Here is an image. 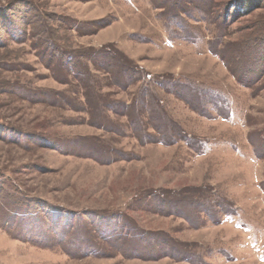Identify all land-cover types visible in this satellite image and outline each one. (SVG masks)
<instances>
[{"label": "rangeland", "instance_id": "rangeland-1", "mask_svg": "<svg viewBox=\"0 0 264 264\" xmlns=\"http://www.w3.org/2000/svg\"><path fill=\"white\" fill-rule=\"evenodd\" d=\"M245 1L0 0V264H189V250L192 264H264V0ZM34 13L74 67L89 63L96 101L137 104L153 143L54 77ZM98 48L148 78L103 88L114 71ZM152 109L169 131L146 128ZM210 194L228 213L198 227ZM163 253L177 259L147 260Z\"/></svg>", "mask_w": 264, "mask_h": 264}, {"label": "trees", "instance_id": "trees-1", "mask_svg": "<svg viewBox=\"0 0 264 264\" xmlns=\"http://www.w3.org/2000/svg\"><path fill=\"white\" fill-rule=\"evenodd\" d=\"M257 4H260V3H257ZM257 4H256V1L253 2V0H252V2H250V0H246L245 2H240L239 4H237V6L240 9L242 7L243 11H245L246 5L248 7V10H253V9H255L254 7ZM34 11H35V9H34ZM0 15H2V14H0ZM39 17H40L39 14H35V15L30 16V18L32 20H30L28 25L32 24V26H34L35 21L36 20L38 21ZM33 20H35V21H33ZM0 21L3 22L4 21L3 18H0ZM102 28H106V27L99 26L98 28H96V31H98ZM50 31H52V33H53V30L48 28L46 26V24H42L38 27L34 26V32L35 33H34L33 38L36 40V44H35L36 47H35V45H33V46L35 47L38 56L46 64L47 68H51L53 70L54 77L58 80L59 77H62L63 71L67 72V78L69 76H71L74 79L78 80L77 85L80 86L82 88V90H84L86 101L87 100L91 101L90 106H92L91 107L92 112L101 111L100 110L101 108L99 109V106H101L103 108L104 112L110 111L113 114H115L116 116L129 117L131 120V123H130L131 124V130L136 132V135H134L135 138H137V140L140 141V143H149V142L153 143L152 141H150L148 139L149 136L146 134V132L144 133V130L146 131V129H142L141 120L139 119V117L137 115V104H136V106L130 105L128 107H125L124 105L121 104V102H118V101L112 100V99H108V98L104 101V103L102 101L101 102L96 101L94 86H95V84L98 87H101V86L99 85L98 81L94 80V75L90 71L89 63L88 64L81 63V64H78V67H76V65L74 67L72 65L74 60H75L74 57H72V55L68 51H65V52L59 51V48L56 47L58 45H56V43H55L56 41L53 40ZM48 34H49V36H48ZM54 38H56V35H54ZM215 46L216 45L212 43V45L210 47L211 53L216 55V57H218L219 60H221L223 63H225V61H223L221 54L218 51H216ZM39 48L41 49L40 51H38ZM52 48H54L53 52H51ZM97 50H101V49L98 48ZM100 53H102V56H106L108 58L107 64H105L106 71L108 70V68H112V70L114 71V72L110 73L111 75H110L109 79L107 80V83L102 85L103 88L104 87L110 88V86H113V87L115 86V87H118L119 89H121L122 91H124L128 86H130L136 82H144L143 80L145 79L146 75H143L144 73H143V70L141 69V67L136 65V63L133 60H131L130 58H128L125 54L121 53L120 51L118 52L116 50H113L111 48L106 49V51H105V49H102L101 51H98L95 54L98 55ZM113 54H116V58L110 59L109 56H111ZM69 60H70V62H69ZM54 62H55V65H54ZM97 63L98 62H96V61H94V62L92 61L90 64L97 66ZM146 78H148V77L146 76ZM234 78L236 79L235 76H234ZM165 86L163 85L162 88H164ZM168 90L171 91V89H168ZM172 94H174V93H172ZM148 96H149V93H148V95H146V98ZM146 101H147V103H146ZM155 101L156 100H155L154 95L150 94V96H149V98H147V100L146 99L141 100V104H142V107H145V104L151 103V107L155 108V105H156ZM121 109H122V111H121ZM151 114H152V116L149 115L146 119L147 120L146 121V124H147L146 128H151L154 131L158 130L159 133L169 131V128L167 129L165 127V125L162 124V122H164L163 118L161 119V117H158L155 114L154 109L151 110ZM102 127L103 128L104 127H110L109 131L115 132V133L120 132V130H121V129L117 130L114 127V124L110 125V126L103 125ZM176 134H178V133H176ZM176 136L181 137V134H178ZM165 137H167V136L165 135L163 139L159 138V142H161V143L166 142L167 143L170 138L165 139ZM212 196L213 195L210 194L209 198L204 197V195H203L204 199L201 196L198 198L199 199L198 203H200L201 206L204 205L206 207V209L203 210V217L201 216L203 218L202 219L203 223L198 227L206 226L207 224H210V223L211 224H217V225L221 224L223 222L222 217L224 216V213H228L227 210L224 212V203H223V201L221 202V198H219V201H218V200L212 199ZM227 216H229V215H227ZM110 228L111 227L106 226L104 228L105 232H102V233L108 232ZM102 233H100L101 236H102ZM121 234H122V232L119 233V231H118L111 238L112 239L111 240L112 246L115 249H118L120 246H122V249H123V245H124L125 241H124V239L121 240V238H122ZM116 237H119V238H116ZM118 241H120V244H118L120 246L115 244V243H118ZM127 242L128 243L134 242L135 248H133L131 250V253L138 256V252H139L138 246H140L139 240L137 241L135 238H132L131 240H127ZM108 243H110V240L108 241ZM97 246L99 248L103 249L101 246H99V245H97ZM160 252H161V249H160L159 253ZM187 253L188 254H184V256L181 257V258H183L181 260L183 262H188L190 264L191 263L190 261H192V253L190 250ZM167 257H169L170 259H172V258L177 259L176 255H168L166 253H163V254L158 255L157 257H154V259H151L149 257V258H147V260H151V261L157 260V259L160 260V259L167 258ZM200 262H201V257L196 255V264H200Z\"/></svg>", "mask_w": 264, "mask_h": 264}]
</instances>
